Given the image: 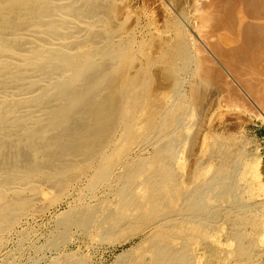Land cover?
<instances>
[{"label":"bare ground","instance_id":"bare-ground-1","mask_svg":"<svg viewBox=\"0 0 264 264\" xmlns=\"http://www.w3.org/2000/svg\"><path fill=\"white\" fill-rule=\"evenodd\" d=\"M111 1L0 0V264H36L46 250L58 254L62 264H85L87 258L77 251L67 254L64 246L81 237L113 240L125 225L147 223V216L156 232L137 238L117 256L124 259L143 242L152 243L121 264H192L191 247L173 244L177 231L186 236L198 228L211 233L218 201L229 204L224 217L231 223L227 232L236 256L247 257V232L264 217V203L255 207L249 202L264 196L261 156L234 141L235 149L228 151L224 138L215 135L218 157L211 149L184 184L176 172L191 126L192 98L205 94L201 86L192 89L200 83L193 78L197 70L203 85L221 82L229 88L214 98L207 123L232 106L249 112V103L257 104L259 111L250 113L257 112L264 123V0H194L201 18L185 25L189 32L176 24L177 56L167 58L170 66L163 75L156 72L171 95L156 99L159 106L153 113L144 103L156 80L149 63L134 73L129 68L143 56L157 10L154 3L138 0L139 18L121 36L118 25L109 22L115 14ZM158 4L167 10L160 0ZM193 50L202 53V61ZM178 108L181 115L176 117L173 110ZM144 114L155 122L139 136L136 131L147 121ZM144 138L166 141L160 146L166 154L156 150L149 161L116 174L117 198L109 195L93 206L122 157L144 150ZM65 199L69 215L56 219L55 232H44L48 243L37 247L35 237L44 234L36 226L38 218ZM109 200L111 206L106 205ZM98 245L87 244L88 250ZM34 247L37 251L29 253Z\"/></svg>","mask_w":264,"mask_h":264},{"label":"rangeland","instance_id":"rangeland-1","mask_svg":"<svg viewBox=\"0 0 264 264\" xmlns=\"http://www.w3.org/2000/svg\"><path fill=\"white\" fill-rule=\"evenodd\" d=\"M160 1L164 4L167 10L163 11L159 8L158 0H147L148 3H152V4L154 3L153 5L157 10L155 14L156 24L149 31L148 36H151V38H149V40L147 41L144 47L143 56L140 59L132 62L129 68V70L132 71V73H134L139 66H143L145 63L148 62L149 63L148 67L149 70L151 71L153 80H155L157 77L161 78L163 75L161 72H163V70L166 71L167 67L169 69L170 64H168L167 62H170V60L167 58L172 54L173 55L176 54L177 56V50L179 46H178V34H177L176 24H178L181 28L184 27L185 31H188L185 25L186 24L191 25V23H193L194 20L199 18L198 16H201L199 12L195 10L196 2L194 0H160ZM113 3L116 4L114 5ZM110 4L115 14H114V18H112V21L109 20V22L110 23L112 22L113 25L117 24L118 25V28H116L117 31H119L121 36H126L129 30L134 26L136 20L139 18L140 8L138 7L139 6L138 0H114L111 1ZM171 50L173 51L169 52ZM193 52L195 51L193 50ZM196 53L197 52H195L194 54ZM201 55L202 53L198 55V57L200 56L201 58V59L199 58V61H202ZM207 65L208 64H206V66ZM164 67H166V69H163ZM157 69L159 70L157 71ZM201 69H204V67ZM156 72H160L162 75H160V73L157 74ZM136 73H138V71H136ZM197 73L200 79L198 78L197 75L196 76L194 75L193 78L194 80H200V83H198V86L196 87L193 86L192 89L195 88L197 91H199V86H201L202 88L200 87V89L202 90V92L205 91V94L203 92L202 96H196V98L195 97L192 98V102L194 101L193 102L194 109L192 110V117L190 120L191 126L185 135L186 138V144H184L185 147L184 149L180 150L182 151L181 169L180 170L178 169V171L176 172V173L181 172L180 175L181 179H179L180 184H184L186 182L187 177L195 170L194 167L196 166L197 163L202 164L205 161L206 157L209 156V151L211 149L213 150L215 149L214 150L215 154L214 153L213 154L215 155V157L216 156L218 157L219 155V153L217 152L218 146L212 140V138L216 136L220 137V139L224 138L222 139V141L223 144L225 143L224 144L225 148L228 151L234 150L235 147H233L234 146L233 143L238 142L241 145L244 144L245 145L244 148H246L247 151H249L250 153H254V155H256L257 157L261 156L260 158L264 160V123H262L255 115L259 111L255 107L257 104H252V103L250 104L248 102L251 107L254 106L253 108H251L250 106L247 107L249 112H246L245 109L242 110L241 109L242 107L240 106L237 107L234 106L235 108L232 106V109L231 110L228 109L227 112L225 111L220 119H216V120L213 119L209 121V123H207L208 120L206 115H208V112L211 111L210 108L211 104L215 103L214 100L219 95H222L223 92L225 93V90H228L229 88L223 85L225 83H221V82H218L217 84L210 83L209 85L205 86L201 81L202 80L201 70H197ZM193 78L190 80H193ZM158 81H159L158 79L152 81L149 90L146 93V97L144 99V103L148 104L149 109L147 111L149 113H153L158 109L157 107L159 105H157L156 99L162 100L164 97L171 95V92L168 91L169 89V87H167L168 84L162 85ZM187 86L188 85L185 83L186 88L190 87ZM205 95L207 96L205 97ZM236 108H238V110ZM253 111H257V112L254 114L250 113ZM173 112H174V116L176 117L178 114L181 115V113L179 112V108L176 110L174 109ZM202 116L203 117L205 116L206 118H203ZM144 119H146L147 121L141 124L140 130L136 131V133L139 136L145 134L147 129H149V125H151L150 123L155 122L154 119H152L151 122L148 121V114H144ZM226 120L228 121L226 122ZM201 121L204 123L202 124ZM214 125L217 127H215ZM204 126H206L205 129ZM228 131L229 133H227ZM204 133L205 136L206 134L207 136L205 138V143L202 144L201 138L204 135ZM228 139L230 140L229 143H228ZM165 142L166 141L163 140L144 138L143 146L145 148L143 151H140V153L137 154V156H135L136 153L130 152L124 157H122L121 164L117 166L116 170L112 172L110 178L105 182V184H109L107 185L109 187L101 186L98 189L96 195L97 201L94 202L93 206H97L100 203H102L103 200L106 199V197H108L109 195L110 196L112 195V198H117L115 197V193H114V189L117 188L116 176L120 173L122 174L123 170H127V167L129 170L135 169V164L139 161H143V162L149 161L150 157L156 155L157 152L156 150L162 152L163 150L160 148V146L162 144H165ZM138 145L140 144H135L134 146H138ZM163 153L164 152L161 153L162 156ZM165 154L166 153H164V155ZM137 158H143L144 160ZM210 170L214 171L215 169L212 167ZM207 173L208 171L205 173L206 176L209 174ZM41 186L44 187V185ZM44 188L50 192L54 191L52 188L48 186H45ZM66 200L67 199H65L64 201H60L57 205L52 206L47 210V212L44 213V215L40 219L38 218V221L36 222V226H41L40 228H44V231L42 233L44 232L46 233V230H47V234L48 232L51 231L55 232L57 227V225L54 223L55 220L60 217L69 215L70 203L69 201ZM249 202L255 204V207L262 206L264 203V196L260 199L250 198ZM111 203L112 200H109V202L106 203V205L111 206ZM227 210H229V204L227 202L224 201L217 202L216 208L215 210H213L215 212L214 213L215 217L212 220L210 219L209 227L211 226L213 227V231L211 233L206 234L207 231L198 228V230H195L192 234L186 236L183 235L182 232L177 231L178 239L173 244L176 245L175 247H178L181 244H185L191 247L190 254L191 257H194V261L192 264H257L258 260L264 261V241L263 242L260 241V238L264 231V217L258 219L254 225H251V229L247 232L245 238V241L247 243L248 242L250 243L248 247L249 255L247 257H241L239 260V257L236 256V253L234 251L233 240L229 239L228 232L231 228V223L230 220H225L224 217V215L227 213ZM149 217L151 216H147L146 218L147 223L145 224H140L139 220L138 221L136 220L132 224L129 223L125 225L119 230L118 237L114 238L113 240L89 241L88 239H86V237H81L80 239H78L77 242L75 241L74 243H71V245L69 244L64 246V252H67V254L73 253L75 251L80 252L79 254L81 256L87 258L85 264H96L98 262H100V264H121V262L124 261L129 262L130 259H134L136 255L138 257L140 254H143L144 250L148 247V244L152 242L151 241L143 242L138 248L137 253H133L136 251H132V252L128 251V254L124 256V259H122L121 256L118 257L117 255L120 254L122 251L128 250L130 246L137 241V238L144 236V234L148 235L149 233L156 232L155 228H152L153 222H151L152 219H150ZM176 226L180 230L181 227L180 224H176ZM45 233L41 235H37L35 237L37 247L38 246L44 247L48 243L47 241L48 236ZM125 237L128 239L124 240ZM95 242L99 243L98 247L88 250L87 244L91 245L92 243ZM37 247L31 249L32 251L29 253L32 254L34 251H37ZM57 256L58 254H55L54 251L46 250V252L42 256H40L41 258L39 257L38 261H36V264H62L60 262L61 257H57ZM144 258L146 259L143 260L144 262L149 261L148 258L146 257ZM137 259H141V258H137Z\"/></svg>","mask_w":264,"mask_h":264}]
</instances>
